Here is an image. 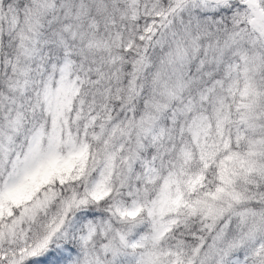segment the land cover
I'll return each mask as SVG.
<instances>
[{"label":"snow or ice","instance_id":"1","mask_svg":"<svg viewBox=\"0 0 264 264\" xmlns=\"http://www.w3.org/2000/svg\"><path fill=\"white\" fill-rule=\"evenodd\" d=\"M0 264H264V0H0Z\"/></svg>","mask_w":264,"mask_h":264}]
</instances>
